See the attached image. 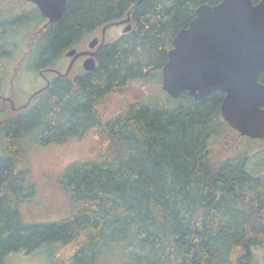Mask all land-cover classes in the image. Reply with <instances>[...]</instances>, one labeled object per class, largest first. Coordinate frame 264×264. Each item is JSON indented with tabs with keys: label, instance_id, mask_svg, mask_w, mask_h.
<instances>
[{
	"label": "trees",
	"instance_id": "trees-1",
	"mask_svg": "<svg viewBox=\"0 0 264 264\" xmlns=\"http://www.w3.org/2000/svg\"><path fill=\"white\" fill-rule=\"evenodd\" d=\"M215 1L66 0L45 27L34 4H8L12 11L0 15V95L22 62L37 75L127 13L131 29L100 47L93 71L53 75L17 109L0 97V260L46 247L53 264H93L117 246L120 264H253L252 248L264 242V173L246 149L214 148L222 131L252 138L222 118V91L196 99L161 89L172 38L199 4ZM133 81L147 99H124L105 117V101ZM155 84L166 101L151 99L147 88ZM85 132L98 156L60 175L63 215L27 223L20 214L31 190L23 135L49 146Z\"/></svg>",
	"mask_w": 264,
	"mask_h": 264
},
{
	"label": "water",
	"instance_id": "water-1",
	"mask_svg": "<svg viewBox=\"0 0 264 264\" xmlns=\"http://www.w3.org/2000/svg\"><path fill=\"white\" fill-rule=\"evenodd\" d=\"M25 1L33 3L46 18L44 26L60 18L66 6V0ZM128 19L112 24L125 23ZM108 25L102 28V35ZM129 28L128 24L123 31ZM96 42L94 37L88 46L91 48ZM73 53L65 73L77 56L93 54L71 48L65 55ZM88 61L91 66H85L87 69L94 64L93 58ZM262 72L264 0L255 5L252 0H221L212 6L199 5L188 27L176 33L168 60L161 69V89L172 98L186 90L196 99L221 90L224 96L219 108L228 126L241 136L264 139V82L258 81ZM46 81L21 107L48 87L49 81ZM3 99H8L14 108L9 97Z\"/></svg>",
	"mask_w": 264,
	"mask_h": 264
},
{
	"label": "rangeland",
	"instance_id": "rangeland-1",
	"mask_svg": "<svg viewBox=\"0 0 264 264\" xmlns=\"http://www.w3.org/2000/svg\"><path fill=\"white\" fill-rule=\"evenodd\" d=\"M0 9L2 14L7 15L12 11L11 6L25 5V0H2ZM122 28L120 25H111L105 31L106 42L112 41L120 36ZM95 35V33L85 40L83 45ZM22 69L14 78L13 83L3 90L2 96H10L14 107L26 102L29 95L36 89L44 85V80L39 74H34L27 62H22ZM68 65V59L62 56L53 67L64 72ZM76 70V68L74 69ZM49 74L48 77H52ZM152 100L166 101V95L158 87L152 85L148 87ZM124 99L130 101L145 100L146 89L138 81H133L126 86L122 95L109 97L104 104L106 107L105 117L114 111L116 105L122 103ZM118 108V107H117ZM34 133L23 135L21 140L24 151L25 166L28 171L27 177L31 190L28 196L20 205V214L27 223H42L58 219L63 215V208H66L63 186L59 182L60 175L66 167L75 161L90 162L97 159V142L91 132H85L80 137L72 136L61 144L43 146L33 139ZM215 149H225L226 152L246 149L247 159L251 161V166L260 169L264 173V140L238 139L231 132H221L214 137ZM4 150L3 142H0V154ZM253 264H264V242L254 246ZM121 255L120 248L111 247L101 257L96 258L93 264H120L118 258ZM0 264H53L46 250L42 247L30 253L12 252L0 260Z\"/></svg>",
	"mask_w": 264,
	"mask_h": 264
},
{
	"label": "flooded vegetation",
	"instance_id": "flooded-vegetation-1",
	"mask_svg": "<svg viewBox=\"0 0 264 264\" xmlns=\"http://www.w3.org/2000/svg\"><path fill=\"white\" fill-rule=\"evenodd\" d=\"M221 0H216L214 3H212V4H209V3H201V4H209V5H215V4H217L218 2H220ZM259 1L260 0H252V3H253V5H255V4H257V3H259ZM201 4H199V5H201ZM198 5V6H199ZM197 6V7H198ZM196 7V8H197ZM195 8V9H196ZM195 16V10H194V15L192 16V18ZM129 17V19L125 22V23H119V24H116V25H120V27L122 28V32H121V34H120V36L121 35H123L124 33H126V32H128L130 29H131V23H130V15L129 16H127L126 15V17L125 18H123V19H120V20H118V21H121V20H125L126 18H128ZM192 18L189 20V22L192 20ZM118 21H115V22H118ZM189 22H188V24H189ZM112 23H114V22H112ZM112 23H109V25L108 24H106V25H108L106 28H105V30H104V35H102V28L104 27V26H106V25H104L101 29H100V31H99V33H100V36H98V35H95L94 37H96L97 38V42L95 43V45L93 46V47H89L88 46V43L90 42V40L87 42V44H86V46L85 45H81V46H78V47H72V48H74L75 50H76V52H80V51H88V52H93V54H90V53H86V54H83V55H79V56H77L73 61H72V63H71V65H70V68H69V70L67 71V73H65L66 72V70L68 69V66H69V64H70V61H71V59H72V57L74 56V54L75 53H73L72 55H70V56H66L65 54H64V57L65 58H67L68 59V65H67V67H66V69L64 70V72H61V71H59V70H57L56 68H54L53 66L52 67H50V68H46V69H44V70H38V74L43 78V80H44V85L46 84V79H48V81H49V83H50V78L48 77V75L49 74H52V75H59V76H65V75H74L75 76V74L76 75H79V74H81V73H83V74H85V73H87V72H90V71H93L94 69H95V67H96V56H97V53L99 52V49H100V47L101 46H103L105 43H106V40H105V31H106V29L109 27V26H111V25H114V24H112ZM130 25V28H129V30H127V31H123V29L127 26V25ZM188 24L186 25V26H184V27H181V28H179L178 29V31L180 30V29H185V28H187L188 27ZM43 27H45V26H43ZM177 31V32H178ZM176 32V33H177ZM176 35V34H175ZM174 35V36H175ZM119 36V37H120ZM93 37V38H94ZM102 38H103V40H102ZM174 38V37H173ZM172 38V39H173ZM117 39V38H116ZM115 40V39H114ZM114 40H112V41H114ZM109 42H111V41H109ZM171 47H172V41H171ZM71 49V48H70ZM169 51V50H168ZM89 58H93V61H94V64H93V67L92 68H89V69H87L85 66H87V67H90L91 66V64H90V61H88V59ZM167 60H168V52H167ZM167 60H166V62H167ZM85 61H87L86 63H85ZM165 62V63H166ZM164 63V64H165ZM163 64V65H164ZM163 67V66H162ZM76 68V70H74ZM162 69V68H161ZM258 81L259 82H261V83H263L264 82V72H262L260 75H259V77H258ZM43 85V86H44ZM49 86V85H48ZM42 87V86H41ZM40 88V87H39ZM38 88V89H39ZM37 90V89H36ZM186 91V90H185ZM217 91H221V90H217ZM184 92V91H183ZM188 92V91H187ZM215 92V91H214ZM223 92V91H222ZM189 93V92H188ZM213 93V92H212ZM224 93V92H223ZM211 94V93H210ZM209 95V94H208ZM0 97L3 99V97L4 96H2V95H0ZM6 97H9L10 98V100H12L11 99V97L10 96H6ZM4 100H8V99H4ZM9 101V100H8ZM10 102V101H9ZM21 105H19V106H16V107H14L13 109H17L18 107H20Z\"/></svg>",
	"mask_w": 264,
	"mask_h": 264
}]
</instances>
